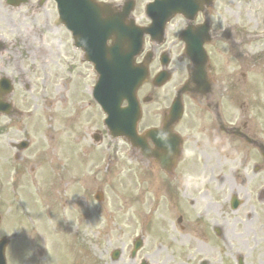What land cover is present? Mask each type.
<instances>
[{
  "label": "rangeland",
  "instance_id": "1",
  "mask_svg": "<svg viewBox=\"0 0 264 264\" xmlns=\"http://www.w3.org/2000/svg\"><path fill=\"white\" fill-rule=\"evenodd\" d=\"M263 5L264 0H254V3L249 7L239 10L231 8L229 12H242L239 21L245 23L247 22V17L254 20L253 13L258 10L259 6L262 7ZM54 16L55 10L49 5H45L39 12L25 15L24 17L20 16L14 21L13 25L16 36L14 47L10 49L11 52L0 56V75H6L14 82V94L10 96L9 100L23 114L20 117L11 119L0 118V182L3 181L0 183V203L2 205V207L0 205V209L2 208L1 211L5 212H0V214L6 215V220L11 225V227L7 228L8 231L1 230L0 236L6 235L12 239V253L17 250L16 246L18 247L17 253L12 256L11 264H25L29 259H31L32 264L40 263V232H35L32 226L36 222L35 220L39 221L42 212L38 195L42 174L41 160L45 155H53L56 160L64 161L62 157L69 149L78 153L85 150L89 151V146H93V134L96 132L103 133V131L106 133L102 125L103 118L100 113L94 115L96 109L92 108L91 103L88 101L92 89L89 87L92 81L94 84L95 76L88 69L86 70L87 75L83 79V67L78 66L80 64L79 56L75 55L71 50V38L65 30L55 28ZM19 35L27 41L29 49L20 44ZM261 43L253 42L245 46L250 57L259 56L260 53L258 52L263 48ZM38 49H41V51L39 52ZM43 51L44 57H40L39 54H42ZM245 59L248 60V56H245ZM216 62L223 63L218 57H216ZM234 64L233 61L228 62L229 71L233 74L239 72ZM220 80L223 79L220 78ZM226 80L224 79V81ZM259 88L260 84L254 86L252 93H256ZM73 90L75 91L72 94ZM84 95L88 100H86ZM70 97L72 104L65 113L49 116V127H53L57 131L58 126H55L54 120L63 117H71L73 119L79 117L72 139L78 145V139L82 131L86 129L81 138V144L65 149L45 146L46 139L44 137L46 135L44 134L49 130L47 128L49 121L47 122L46 114L55 110L63 112ZM88 115H94V117L88 118ZM59 126L67 134L69 132L70 136L73 129L71 119L63 121ZM51 134L54 136L53 145L69 146L67 144L68 139L61 136L57 140L58 136L54 133ZM47 137L49 136L47 135ZM23 141H28L32 148L20 153L18 156L16 146L17 143ZM100 145L99 147L94 145V158L88 159V167L80 174L81 177L78 184L80 188L79 197L86 195L91 190L95 193L99 191L100 187L104 192L106 204H110V209L119 208L122 220L128 217L129 209H143L145 214L154 215L155 224L157 222H167L168 214L161 211V205H164V190H160L162 188L161 181L156 178H154V181L149 180L146 176H143L144 172H140L141 169L137 167L134 157L129 155L131 152L129 147L126 148L122 141L112 140L105 135L103 143H100ZM42 153L43 157H41ZM70 155L72 158L76 156L74 153ZM62 166L65 165L62 163ZM22 167L26 168L28 173L23 172ZM30 171L31 174L29 173ZM44 174L47 173L44 172ZM86 176L94 177V181L87 180ZM31 180L37 183L32 184ZM138 181L139 183H137ZM142 187H144V191L141 190ZM26 189L30 194V198L24 199L21 197L17 200L14 199L20 197V194H27ZM135 190L137 198L142 191L146 194L140 200L132 201ZM34 193L36 200L32 198ZM118 195H121V197ZM157 199L159 201L158 207L155 206ZM22 206H25L28 218H25L22 214ZM105 207L103 204L95 202L94 216H92L88 227L81 233L88 241L99 240L100 242H106V244L95 243V245H88L97 256L105 254V251L102 250L105 246L111 250L115 249V240L120 233V231L110 229L109 232L103 231L102 224H106L102 215L105 213ZM66 212L69 215L70 211L67 210ZM75 219L77 218H72V221ZM72 221L71 226L70 223L65 222L64 224L69 226L70 233L74 232L75 236L73 238L77 242V229ZM142 226L134 230L137 231L136 235L126 240L131 243L142 232L153 237L156 236L155 229L159 227L166 228L168 231V244L166 243L165 246L159 247L164 254L166 251L170 252L174 246L180 245L173 241L174 238L181 241L185 239L187 234L185 232L179 235L173 227H170V224L153 228L151 229L152 232L143 230ZM61 229L58 232V237L54 236L55 246L59 249V256L64 260L67 259V251L74 249V243L68 234L67 228ZM43 230L47 232L49 228L45 226ZM50 231H54V228H51ZM132 232L128 231V234ZM48 241H50V236H48ZM81 242L87 245L84 241ZM121 247L122 245L116 248ZM127 249L128 247L125 248V250Z\"/></svg>",
  "mask_w": 264,
  "mask_h": 264
},
{
  "label": "flooded vegetation",
  "instance_id": "2",
  "mask_svg": "<svg viewBox=\"0 0 264 264\" xmlns=\"http://www.w3.org/2000/svg\"><path fill=\"white\" fill-rule=\"evenodd\" d=\"M47 1L37 0L33 8H40ZM234 2L227 1L228 10ZM4 4L7 9H14L7 0L0 2V7ZM249 4V0L240 1L236 7ZM213 8L212 0L204 10L205 17H201L197 25L207 23L212 39L215 37V41L227 42L238 49L244 34L233 28L231 22L221 30L216 27V33L212 34ZM5 24L8 28L9 22L5 21ZM185 28L186 23L179 20L172 25L179 34ZM158 66L161 67L160 62ZM190 73L188 66L186 80L182 83L188 90L184 96L186 99H201L203 108L206 106L220 114H226L233 108L231 102H223L224 99L216 95L212 84L208 88L203 85L199 88L205 92V97L194 94L196 87L190 84L188 88ZM164 114V110L155 113L151 128L162 126ZM217 127L215 134H211L209 129L196 133L190 120L186 123L184 118L174 125L181 144L176 165L170 171L169 180L172 182L168 190L177 206L176 212L185 210L187 215H193L194 212L186 208L188 202L201 209L200 239L196 246L200 255L198 264H264V130L257 131L255 135V130L230 128L229 125L227 128ZM193 173L198 176L191 177ZM182 222V218L177 220L178 225ZM128 260L130 264H156L157 259L131 257Z\"/></svg>",
  "mask_w": 264,
  "mask_h": 264
},
{
  "label": "water",
  "instance_id": "3",
  "mask_svg": "<svg viewBox=\"0 0 264 264\" xmlns=\"http://www.w3.org/2000/svg\"><path fill=\"white\" fill-rule=\"evenodd\" d=\"M111 27H108V30H111ZM102 75L101 77V85L104 87V85L106 84V87L110 90V92L113 94L115 92H122L123 88L119 87V83L122 82V79L120 77V75L118 74V78H116V80L113 79L111 74L112 72V68L108 69V71H99ZM119 87V88H118ZM124 96H126L128 99H132L133 95L127 90L126 93L124 94ZM113 120L110 123V127L112 130H118L121 127V122ZM4 248H5V243L1 242L0 243V264H4Z\"/></svg>",
  "mask_w": 264,
  "mask_h": 264
}]
</instances>
